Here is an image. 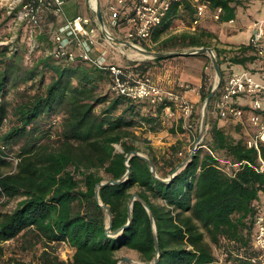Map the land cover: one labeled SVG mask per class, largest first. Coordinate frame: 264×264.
<instances>
[{
  "label": "trees",
  "instance_id": "1",
  "mask_svg": "<svg viewBox=\"0 0 264 264\" xmlns=\"http://www.w3.org/2000/svg\"><path fill=\"white\" fill-rule=\"evenodd\" d=\"M205 1L213 12L223 9L222 22L237 15L236 0ZM170 10L152 34L158 46L135 43L160 52L213 47L209 40L214 38L225 43L205 28L164 38L174 18L192 26L198 11L194 0L175 3ZM58 23V15L47 9L38 27L20 23V37L0 44V203L18 200L12 211L0 207V264H118L126 247L139 252L142 262L154 261V226L142 201L135 200L131 224L113 234L129 221L134 194L149 203L156 220L161 250L156 264H259L253 258L260 253L254 242L255 221L264 214V141L260 151L250 148L246 138L227 132L222 123L227 118L219 110L211 114L223 84L237 73L236 64L246 65L258 55L251 42L240 45L239 53L217 49L222 82L196 150L183 151L177 143L158 156L145 145L162 178H169L193 154L165 182L142 156L134 155L127 165V154L142 150L132 128L147 125L155 130L165 106L115 94L109 71L90 61L56 57ZM13 25V16L0 5V40L12 38ZM31 33L38 37L34 49L28 42ZM169 59L128 66L151 75L153 66ZM212 87L205 85L202 101ZM199 127L197 120V133ZM128 169L123 182L102 186L97 198L99 183L120 180ZM101 203L112 212L109 232L108 211ZM6 243H18L21 252L37 247L38 263L17 255L5 259ZM67 243L74 250L69 260L56 253Z\"/></svg>",
  "mask_w": 264,
  "mask_h": 264
},
{
  "label": "built area",
  "instance_id": "2",
  "mask_svg": "<svg viewBox=\"0 0 264 264\" xmlns=\"http://www.w3.org/2000/svg\"><path fill=\"white\" fill-rule=\"evenodd\" d=\"M64 2V0H0V5L4 7L7 14L13 16L16 25L28 22L31 27L36 28L40 25L47 9H52L57 15L62 14ZM183 2L184 0H109L106 12L110 15L114 27L124 29L123 37L135 43L136 40H151L154 30L168 17L171 7L175 3L183 4ZM194 2L198 11L196 20L191 26L192 30L197 29L202 18L211 10L209 3L205 0H194ZM96 6L90 0V7L94 12H96ZM222 12L223 9L218 8L215 11V17L219 19ZM78 22L81 23V28L78 27ZM88 23L89 19L78 17L59 26L54 36L57 45L56 57H68L70 60L79 57L108 70L111 75L110 90L115 94L125 95L136 102L145 100L152 105H165L169 110H172L174 106L182 114L185 121L184 129L193 131L195 129L193 115L196 109L193 102L181 92L165 88L149 74L142 75L134 68L120 65L117 62L108 63L106 58H94L90 46L93 40L91 42L85 38L92 34L94 36L95 29L86 28ZM256 23L251 44L257 54L264 57V16ZM33 33L31 36H34ZM114 37V35L107 37L106 41L112 48L118 49L120 44L114 41ZM73 45L80 47V52H77L74 47L70 48ZM222 88L221 96L216 101V108L225 118L244 119L247 110L235 104L233 100L235 97H252L249 119L256 126L257 133L255 137L248 140V145L260 151V142L264 141V103L262 99L264 83L259 82L250 71H243L230 76ZM172 111L171 115H174ZM255 226L254 242L260 253L253 258V262L264 264V214L257 215Z\"/></svg>",
  "mask_w": 264,
  "mask_h": 264
},
{
  "label": "crops",
  "instance_id": "3",
  "mask_svg": "<svg viewBox=\"0 0 264 264\" xmlns=\"http://www.w3.org/2000/svg\"><path fill=\"white\" fill-rule=\"evenodd\" d=\"M62 14L58 15V19L60 21L59 26L63 25L64 22L72 21L78 17H83L86 20L89 19V23L86 25V28L95 29L94 36L93 34L89 37H86L85 40H93L90 43L91 46V53L94 58H106L108 63L117 62L118 64L121 63L122 59H119L118 55L116 54V50L110 46V43L104 40L105 33L103 32V28L101 26V20L99 18L98 12H95L90 7V0H64ZM109 0L105 2L103 7L102 0H100L101 5V12H103L104 21L107 22V18L111 21L110 15L106 12V6ZM236 8H237V15L232 21L223 22L226 24L227 27H240L241 29H247L248 36L245 39L240 40H231V36L236 35L237 32L232 33L231 35H224V31L222 32L221 39L224 40V44H221V49L226 50L229 52H236L239 53L241 51L242 44H248L251 42V37L255 31L256 22L263 18L264 10H262L264 6V0H236L235 1ZM254 5L258 7V11L253 14L249 12L250 6ZM241 10L243 12H241ZM62 22V23H61ZM94 23L97 26H100L102 29V35L99 33L97 28L94 27ZM106 24V23H105ZM59 28V27H58ZM57 28V29H58ZM124 29L120 27L117 30V34L122 36ZM170 35V34H168ZM164 36L165 37H168ZM124 36V35H123ZM122 36V37H123ZM101 38V39H100ZM121 38V37H117ZM103 40V41H102ZM154 45H158V41H153ZM228 44V45H227ZM76 49L77 52H80L81 48L77 47V45L70 46V48ZM192 49L195 47H191ZM173 51V50H172ZM175 51V50H174ZM179 52V51H177ZM209 54L207 52H203L196 55H178V56H171L169 61H166L163 66H153V74L154 79L164 86L167 89H175L181 92L185 97H187L193 104L195 105L196 109L193 115V121L195 122V126H197V120H201L202 110L204 107V102L202 101L203 91L205 85H208L206 79H209L211 74L210 72V64L208 57ZM255 59L249 60L246 65L243 64H236L235 70L237 73H241L243 71H250L254 77L261 83H264V57L260 55H254ZM263 103H264V96H263ZM233 102L239 106L244 107L247 110V114L242 120L227 118L225 121L222 120L223 125L226 126V130L228 133L232 134L233 136H238V134L242 131L245 132L249 136L250 140L254 136H256L257 128L249 119L251 110L250 106L252 105V97H235ZM203 103V104H202ZM165 106V105H164ZM173 110V111H172ZM169 110L165 106L161 112V122L157 124V135L152 132L153 130L150 127L146 126V133L145 135L149 138H158V143L162 144H177L181 145V149L183 151L189 150L191 147H194L193 142L191 141L194 137V131H189L184 129V120L182 117L181 112L179 109L173 106V109ZM171 111L174 112V115H171ZM212 115L218 114L216 108V101H214L212 106ZM200 116V118H199ZM201 122V121H200ZM237 124L235 129L239 131H229V127L231 124ZM244 126V127H243ZM249 126L251 127L250 130ZM134 129V128H132ZM248 130V131H245ZM239 132V133H238ZM138 134V132H136ZM167 135V139L171 140V142H166L163 136ZM240 138L243 137L239 135ZM156 138V139H157ZM247 139V138H246ZM177 142V143H174ZM159 145V144H158ZM188 148V149H187Z\"/></svg>",
  "mask_w": 264,
  "mask_h": 264
},
{
  "label": "rangeland",
  "instance_id": "4",
  "mask_svg": "<svg viewBox=\"0 0 264 264\" xmlns=\"http://www.w3.org/2000/svg\"><path fill=\"white\" fill-rule=\"evenodd\" d=\"M106 1L107 0H102L103 7H104ZM250 7L251 8L249 9V12H251L253 14H255L259 10L258 7H255L254 5H251ZM262 10H264V6H263ZM241 12H243V11L241 10ZM94 14H96V13L94 12ZM107 20L108 21L105 22L106 23V28H108L115 37H121V38L125 39L124 37H122L123 35L120 36V35L117 34L118 28L117 27H114L112 25L111 21H109V18H107ZM41 27L44 28L46 26L45 25H41ZM56 27L57 28L59 27V23H58V25ZM94 27L97 28V30L99 31V33L102 35V31H101L102 29L100 28V26H98V25L96 26L95 23H94ZM203 28H205V29H207L209 31H213L215 33L216 37H221L222 36L221 34H222L223 31L225 32L224 35H231L232 33L237 32L236 35H233L232 34V36H231V40H236V41L237 40H240V39H245L248 36V33H247L248 30L247 29H241L240 27H236V26H232L231 28L230 27H227L226 24H224L220 19H217L215 17V12H213L211 10L209 12H207L206 15L202 18V20L200 21V24H199V26L197 27L196 30H192L191 29V26L188 24V22L186 20L183 21L181 18H178V17L174 18L173 19V23L171 25V28H169L168 31H167V34H164L163 36H167L168 34H182V33H184V31H187V30L190 31V32H192V33H196V32H199V30L200 29H203ZM19 29H20V24L19 25H13L10 28V30H9V32H13L12 38L9 39V40H5V41L0 40V44H8L10 40L13 41V40L19 38L20 37V30ZM1 32L2 31L0 30V33ZM103 36H104V40L106 41V39H107L106 35H103ZM209 41L213 45V47H210V48L213 49L214 54L217 56V54H218L217 49H221V44L223 42L220 43V41L217 40L216 38L210 39ZM1 42H5V43H1ZM28 42H29V45L31 44L32 47L33 46L34 47L39 46L38 45V37H36V36H30ZM145 42L151 48H155L156 46H158V45H154V43L151 42V40L145 41ZM141 46L144 47L145 49H147L145 46H143V45H141ZM118 47L119 48L118 49H115V50H116V54L118 55L119 59H122L121 63H119L120 65L121 64L128 65L130 62H137V61H140V62H145L146 61V62H148V61H153L155 59V58H152L150 56L149 57L146 56V57H140V58L137 57V58H134L133 55L135 53L134 52L135 49H133V48H131L129 46H126L124 44H121ZM189 50H192V48L191 47H185V49H180V50H175V51L185 52V51H189ZM153 51H155V50H153ZM155 52H160V51H155ZM164 52H169V51H164ZM208 57H210V59H209V64L210 65L209 66H210V69H211L210 70L211 74L209 76L208 85H212L213 84V87H214V85L217 84V81L219 79V76H218V72H216V69H215V66H214V62H213L212 56L209 54ZM150 74L152 76H154L153 71H151ZM200 125H201V122H200ZM236 125L237 124H233L232 123L230 125V127L228 128L229 131H233V133L235 131L236 132L239 131V129L238 130L235 129V126ZM195 128H197V126ZM250 128L251 127L249 126V129L248 130H250ZM133 130L135 132H138L137 136H138V138H140L139 139V142L142 145V150L140 152L143 153V154H145V155H147L148 157H149V154L147 153L148 152V149H147V152L144 151V148L146 147L145 145H147L149 147H152L153 150H154V152H155V154H157L158 156L163 155L165 152H167L171 148V145H173V143L171 145L170 144L169 145L168 144H162L160 142L158 143L157 136H156L157 139L156 138L155 139L154 138H149L148 136H146L145 135V133H146V126L145 125H139L138 127H134ZM199 130H200V127H199ZM207 130H208V126H207V129H206V132H207ZM248 130H245V131H248ZM154 131H155V133H154ZM156 131H157V127H155V130H153L152 132L157 135V132ZM194 132H195L194 133L195 134L194 136L196 137V140H197L198 139L199 131L197 133V129H196ZM234 134H236V133H234ZM239 135H242L244 138H247V140L249 139V136L247 134H245L244 131L240 132L237 137H240ZM163 138H164V140H166L167 143L168 142H171V140H172V139L171 140L167 139V135L163 136ZM196 140L194 141L193 144H195ZM174 143H177V142H174ZM117 147H118L119 150H122L121 145H117ZM189 150L191 152H193V147H191ZM17 202H18L17 199H13V201H11L8 204H5L3 206L0 203V207L3 210H5V211H12L16 207ZM5 245H6V249H5V252H4V254H5L4 255V258L5 259L10 258L11 256L17 255V256H20V257H24L25 260L28 263H31V262L38 263V256L40 255V249H38L37 247L31 248L30 250H28L26 252H21L20 251V246H19L18 243H16V246L15 247L12 246V243H6ZM56 253H58L60 255V257L62 259H65V260L72 259L73 256H74V250H73V248L68 243L67 244L59 245L58 248H57ZM127 256L131 257L137 263L138 262H142L141 261V256H140V253L139 252H137L135 250H132V249L126 247V248L122 249L121 252H120L121 260L124 257H127Z\"/></svg>",
  "mask_w": 264,
  "mask_h": 264
},
{
  "label": "water",
  "instance_id": "5",
  "mask_svg": "<svg viewBox=\"0 0 264 264\" xmlns=\"http://www.w3.org/2000/svg\"><path fill=\"white\" fill-rule=\"evenodd\" d=\"M97 6H96V12H98V15H99V18L101 20V26L103 28V32L105 33V35L107 37H110V36H113L110 32V30L108 28H106V24H105V21H104V18H103V12H101V5H100V0H97ZM114 41L118 44H124L126 46H129L133 49H137V48H140L141 51L146 55V56H150L152 58H169L171 56H178V55H196V54H201L203 52H208L212 58H213V62H214V66H215V69H216V72H218V76H219V79L217 81V84L214 85L212 91L210 92V94L208 95V97L205 99L204 101V107H203V110H202V116H201V125H200V130H199V134H198V139L196 140L195 144H194V149L193 150H196L203 142L204 140V136H205V133H206V129H207V126H208V114H209V108H210V102L212 101L213 97L217 94L218 92V89H219V86L222 82V72L220 70V63H219V57L216 56L214 54V51L212 48L210 47H206V46H201L200 48H193L192 50H189V51H185V52H177V51H169V52H155V51H150L148 49H145L144 47H142L141 45H139L138 43H133L131 41H128V40H125L123 38H117V37H114ZM134 155H137V156H142L144 157L150 164V167H151V170L153 171L155 177L159 178L160 180L162 181H165V182H169L172 180V178L174 176H176V174H178L182 168L188 163V161L190 160V158L192 157V155L190 157H188V159L186 161H184L183 163H181L177 168L176 170L172 173V175L169 177V178H162L160 177V175L158 174V170L156 169V166H155V163L154 161L149 158L147 155L141 153V152H137V151H132L130 153L127 154V165L128 167H130V163H129V160L134 156ZM128 172L126 173V175L120 179V180H115V179H108V181H103L101 183H99L97 185V198L100 199V189L102 186H105V185H108L109 183H112V184H115V183H121L123 182L129 175L130 171L129 169L127 170ZM135 200H139L140 202L142 201L145 206L147 207L149 213H150V218H152V222H153V226H154V234H155V240H156V257L154 259V261H149V262H135L131 257L127 256V257H124L122 260H120V262L118 264H156L159 260V256H160V241H159V237H158V234H157V230H156V220L154 218V215H153V212L151 210V207L149 205L148 202H146L142 197H140L139 195L137 194H134L130 200H129V216H128V219L129 221L126 223L125 226H123L122 228H120L118 231H116L115 233L113 234H120L122 233L132 222L133 218H132V213H133V208H134V204H135ZM108 211V215H109V219H110V222H109V226L107 228V231L109 232L112 225H113V219H112V212L110 210V207L104 205L103 203H101Z\"/></svg>",
  "mask_w": 264,
  "mask_h": 264
},
{
  "label": "bare ground",
  "instance_id": "6",
  "mask_svg": "<svg viewBox=\"0 0 264 264\" xmlns=\"http://www.w3.org/2000/svg\"><path fill=\"white\" fill-rule=\"evenodd\" d=\"M91 2H92L93 5H97V2L98 1L97 0H91ZM77 25L80 28L82 27V25H81L80 22H78ZM134 52H135L134 55H133L134 58H137V57H139V58L140 57H146V55L141 51L140 48L135 49Z\"/></svg>",
  "mask_w": 264,
  "mask_h": 264
}]
</instances>
